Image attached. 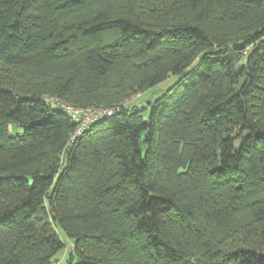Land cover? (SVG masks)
Instances as JSON below:
<instances>
[{
  "label": "trees",
  "instance_id": "trees-1",
  "mask_svg": "<svg viewBox=\"0 0 264 264\" xmlns=\"http://www.w3.org/2000/svg\"><path fill=\"white\" fill-rule=\"evenodd\" d=\"M0 70V264H264V0H0Z\"/></svg>",
  "mask_w": 264,
  "mask_h": 264
},
{
  "label": "rangeland",
  "instance_id": "rangeland-1",
  "mask_svg": "<svg viewBox=\"0 0 264 264\" xmlns=\"http://www.w3.org/2000/svg\"><path fill=\"white\" fill-rule=\"evenodd\" d=\"M117 38V33L116 32H109L107 34H105L102 39L101 42H111L113 40H115ZM96 42L92 41L90 39H78L75 41V45L78 48V53L76 54L74 61H73V65L78 66L81 61H82V52L86 49L92 48L94 46H96ZM1 71V70H0ZM17 77V74L15 72H13V74L8 73L7 77L9 79V83L11 82L13 85H17V86H24V83L21 82V80L19 79H15L13 80V77ZM176 78L173 77H169L165 82L159 84L158 86H156L155 88L148 90L146 92L143 93H137L135 95H133L132 97H130L129 99H127L126 101H124L122 104L125 106H148V104H150L152 101H154L156 98H158L159 96H161L175 81ZM87 108H97V107H87ZM16 130V128H14V131ZM249 217L247 214H242V215H237L236 217H234L229 223H228V229H230V231L235 230L239 227H242V225H244V223L248 222ZM227 230H222V232H226ZM58 235L61 239V241L64 244V249L63 251H61L59 254H57L54 257V263L53 264H64V260L66 259V254L67 251L70 250L72 248V242H70V240L60 231L58 232Z\"/></svg>",
  "mask_w": 264,
  "mask_h": 264
},
{
  "label": "built area",
  "instance_id": "built-area-1",
  "mask_svg": "<svg viewBox=\"0 0 264 264\" xmlns=\"http://www.w3.org/2000/svg\"><path fill=\"white\" fill-rule=\"evenodd\" d=\"M64 111L77 123L72 139L80 135L91 123L102 118L112 116L117 108H73L62 104Z\"/></svg>",
  "mask_w": 264,
  "mask_h": 264
}]
</instances>
